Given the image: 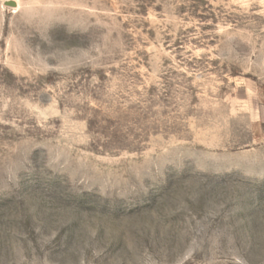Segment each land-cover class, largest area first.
Wrapping results in <instances>:
<instances>
[{"label": "rangeland", "instance_id": "1", "mask_svg": "<svg viewBox=\"0 0 264 264\" xmlns=\"http://www.w3.org/2000/svg\"><path fill=\"white\" fill-rule=\"evenodd\" d=\"M0 264H264V0H0Z\"/></svg>", "mask_w": 264, "mask_h": 264}]
</instances>
